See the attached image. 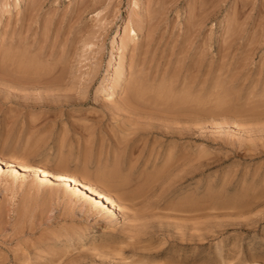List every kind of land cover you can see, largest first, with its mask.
<instances>
[{
  "label": "rangeland",
  "instance_id": "374dc122",
  "mask_svg": "<svg viewBox=\"0 0 264 264\" xmlns=\"http://www.w3.org/2000/svg\"><path fill=\"white\" fill-rule=\"evenodd\" d=\"M0 158L193 201L133 245L96 199L0 169V264H264V0H0Z\"/></svg>",
  "mask_w": 264,
  "mask_h": 264
},
{
  "label": "bare ground",
  "instance_id": "6f19581e",
  "mask_svg": "<svg viewBox=\"0 0 264 264\" xmlns=\"http://www.w3.org/2000/svg\"><path fill=\"white\" fill-rule=\"evenodd\" d=\"M128 46V39L124 38L123 41H122V50L125 51V49L127 48ZM124 59H123V52H122V55H121V62L119 64V68H122L124 66ZM126 71L125 70H121L119 72L116 73V76H115V79H114V85H115V88H120L123 84V77L125 75ZM138 88V87H137ZM142 89V88H141ZM144 89V88H143ZM138 89H134L133 88V91H132V97L131 99L129 100L130 96H128V100L129 102H127L128 104L124 105L125 109H130L133 113H138L140 109L141 112L144 110V108H142L143 106L139 103H136L134 100H136L135 98H137V96L140 95V92L138 91ZM145 97V96H143ZM146 100V99H145ZM138 101V100H137ZM140 101V100H139ZM144 101V100H143ZM139 104V106H138ZM139 107V108H138ZM140 112V113H141ZM183 161V160H182ZM199 163V162H197ZM201 163V162H200ZM201 166V165H200ZM171 167V166H170ZM201 168V167H200ZM0 169L1 171H4L5 169H7L9 171V173L11 174H20L24 177H27V178H33V176L35 177V180H41V181H55L57 182L58 184L61 182L64 183L65 185H67L68 187H71V188H74V189H77V191H81L82 193H84L85 195L89 196L88 198L91 199H96L97 201H99L102 205H103V208L106 210L107 214H111L112 216L116 217V216H120V215H123L124 218H126L129 222H130V225L125 228V232H126V235L127 237H125V241L129 240L130 243H132L133 245H136L140 242H142L141 240H143V238L145 236H149L150 234H152V230L154 231L155 227L158 226L157 225V221L159 222V219H161V217H165V219L171 221V219H175L176 221L179 219V220H182V218L184 219L185 215L187 214V207H192L193 205V201H189V202H185V203H182L180 205H176V206H173L172 207H168L167 209L165 210H168L167 212L168 213H173L174 212V215H170V214H163V213H160L161 212H164L165 210H160L158 212L159 209H161L159 207V203H158V206L154 205V204H151L150 201H147V197L146 195L151 191H149V186L147 187L146 185V189L148 190H144L145 188L141 189V190H137V192L135 191V193L133 194H130L128 195L127 193V196H129L127 199H122L121 202H119V200H115L113 198H111L110 196H108L106 194V192H102L99 190V188H96L88 183H84L82 180H79L77 178H74V177H71L67 174H64V173H61V174H51L49 172H46V171H37V170H31L29 168H27L26 166H23L19 163H17L16 161L14 160H5V159H2L0 158ZM185 171H187L186 168H184ZM163 170V169H162ZM167 169L165 168L164 171H166ZM199 170V169H198ZM116 173V172H115ZM163 173V171L161 172ZM160 174V173H159ZM165 174L163 173V176ZM182 175V174H181ZM185 175V173H184ZM187 175V174H186ZM166 176V175H165ZM183 176V175H182ZM157 177L158 175H156V180H157ZM159 177H162V176H159ZM158 177V178H159ZM181 178V177H180ZM185 178V177H184ZM111 179V178H109ZM127 179V178H126ZM147 179V178H146ZM155 179V177H154ZM160 179H163V178H160ZM166 179V177H165ZM164 179V180H165ZM34 180V179H33ZM101 180V179H100ZM123 180V179H122ZM154 180V181H156ZM178 180L179 177H178ZM106 181V180H105ZM145 181V180H144ZM152 182L150 183H153V185L155 184L153 180H151ZM102 182H104L102 180ZM124 182V181H123ZM104 183H108L110 184L109 182H104ZM146 183V182H145ZM102 184V183H101ZM119 184H121L119 182ZM124 184V183H123ZM122 184V185H123ZM149 184V183H148ZM105 186V185H104ZM104 186H103V189H104ZM106 189L108 188L109 189V185H106ZM121 186V185H120ZM141 186V185H140ZM152 186V184H151ZM155 186V185H154ZM117 187V186H115ZM142 187V186H141ZM112 188V187H111ZM151 188V187H150ZM153 188V187H152ZM105 189V190H106ZM139 189V187H138ZM155 189V188H154ZM119 190V188H118ZM121 190V189H120ZM153 190V189H152ZM149 191V192H148ZM123 192V191H122ZM148 192V193H147ZM125 193V192H124ZM152 193V192H151ZM154 193V191H153ZM121 194V191H119V195ZM157 194V193H156ZM159 194V193H158ZM77 195V194H75ZM78 196V195H77ZM122 196V195H120ZM125 196V195H124ZM124 196H122L123 198H125ZM162 196V195H161ZM79 197V196H78ZM159 197V196H158ZM160 198V197H159ZM159 198L157 201H159ZM86 199V198H85ZM141 199H144L142 201H140L138 203L139 200ZM125 202H124V201ZM86 201L89 202L88 199H86ZM162 201V200H161ZM123 202V203H122ZM160 202V201H159ZM180 202H183V201H180ZM91 203V202H90ZM125 203V204H124ZM130 203V204H128ZM171 206V205H170ZM200 206V205H199ZM170 210V212H169ZM129 211V212H128ZM173 211V212H172ZM194 211V210H193ZM189 212V211H188ZM166 213V212H164ZM175 213H179V214H183L184 213V217H180L178 216L179 214H175ZM190 213V212H189ZM193 216H195L196 214L193 213ZM195 214V215H194ZM199 214V213H198ZM191 215V214H190ZM189 216V214L186 216V220L187 217ZM198 216V215H197ZM201 216V215H200ZM192 216H189V219L191 218ZM192 219V218H191ZM200 220V219H199ZM198 220V221H199ZM163 221V220H162ZM197 221V220H196ZM164 222V221H163ZM161 225V224H160ZM179 226V225H178ZM159 229V228H158ZM177 230H181L180 227H177ZM169 231V230H168ZM158 236V235H157ZM199 238V241L202 240L201 239V236H197ZM149 238V237H148ZM152 238V236H151ZM150 238V239H151ZM155 238V237H154ZM157 238V237H156ZM147 239V238H146ZM153 239V238H152ZM149 240V239H148ZM147 241V240H146ZM168 242V241H167ZM175 242V241H174ZM131 244V245H132ZM183 247H185V245H181ZM188 246V245H186ZM199 247H202V245H199ZM121 250V249H120ZM122 251V250H121ZM162 253H157V254H154V255H151L152 257H158L160 256ZM200 257H197V259L195 260L196 263H198L200 260H199ZM174 264H187V261L186 260H183L181 262H175Z\"/></svg>",
  "mask_w": 264,
  "mask_h": 264
}]
</instances>
